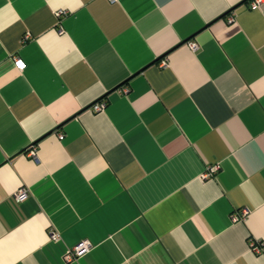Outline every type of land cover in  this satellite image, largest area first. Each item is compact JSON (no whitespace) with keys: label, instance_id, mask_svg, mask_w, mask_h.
I'll return each mask as SVG.
<instances>
[{"label":"crops","instance_id":"0c3cea01","mask_svg":"<svg viewBox=\"0 0 264 264\" xmlns=\"http://www.w3.org/2000/svg\"><path fill=\"white\" fill-rule=\"evenodd\" d=\"M251 2L0 0V264H264Z\"/></svg>","mask_w":264,"mask_h":264},{"label":"built area","instance_id":"2783aa9c","mask_svg":"<svg viewBox=\"0 0 264 264\" xmlns=\"http://www.w3.org/2000/svg\"><path fill=\"white\" fill-rule=\"evenodd\" d=\"M109 1H114V0H109ZM264 0H252L251 2V6L252 7H257L259 5H261L263 3ZM64 15H67V12L65 11H59L57 12V16L59 18L63 17ZM32 35L30 33H27L25 35V38L24 40L27 41L29 39H31ZM191 48L193 50H196L198 48V45L197 43H191L190 44ZM15 65L16 67L23 71L25 70L26 68V63L21 60L20 58H15ZM22 65V67H21ZM161 66L162 67H166L167 66V62L165 60H163L161 62ZM125 92H127L128 90L125 89L124 90ZM107 107V102L106 101H102V102H98L96 104H94L92 106V109L95 111V112H102L106 109ZM29 155L33 158H36V150L35 148L31 149L30 152H29ZM218 170V167L217 166H214L212 168H210L205 174L203 177L205 178H208V177H211L215 172H217ZM28 196V190L26 188H21L17 193H16V199L19 201V202H22L24 201ZM244 215L247 214V211L244 210L243 212ZM234 219L235 220H238L239 219V216L238 215H235L234 216ZM54 238H58V236L56 234L53 235ZM91 248V244L88 242V241H85L83 243H81L80 245L76 246L74 249L72 250H68L67 253H66V261L67 262H73L74 260H76L79 256L83 255L85 252L89 251V249ZM253 249L257 252H262L264 250V242H261L258 246H255L253 245Z\"/></svg>","mask_w":264,"mask_h":264},{"label":"snow or ice","instance_id":"6c2138e0","mask_svg":"<svg viewBox=\"0 0 264 264\" xmlns=\"http://www.w3.org/2000/svg\"><path fill=\"white\" fill-rule=\"evenodd\" d=\"M21 67H22V65H21Z\"/></svg>","mask_w":264,"mask_h":264}]
</instances>
